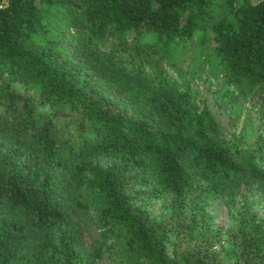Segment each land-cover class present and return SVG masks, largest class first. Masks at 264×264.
<instances>
[{"label":"trees","instance_id":"trees-1","mask_svg":"<svg viewBox=\"0 0 264 264\" xmlns=\"http://www.w3.org/2000/svg\"><path fill=\"white\" fill-rule=\"evenodd\" d=\"M200 76L215 100L222 89L229 108L257 118L249 147L224 136L192 87ZM261 129L264 0H7L0 264H82L106 251L113 264H264L251 197L264 192ZM212 197L225 227L205 209ZM157 198L164 213L147 206ZM91 206L99 233L86 253L78 218Z\"/></svg>","mask_w":264,"mask_h":264},{"label":"rangeland","instance_id":"rangeland-1","mask_svg":"<svg viewBox=\"0 0 264 264\" xmlns=\"http://www.w3.org/2000/svg\"><path fill=\"white\" fill-rule=\"evenodd\" d=\"M170 77L173 79L174 83L182 86L183 82L186 80L185 75L180 70L170 69ZM192 87L199 94L204 93L209 102V106L213 111L214 115L217 117L219 123L222 127V132L226 138L232 140H237L241 135L243 136L244 148L249 147L251 142L257 137L260 128H258V120L253 116L251 122L248 120L246 115V110L237 112L233 108H229L225 103L227 102V95L223 94L222 89L219 91V101L215 100L212 93L206 90L205 83L202 82V76L196 77L192 83ZM212 87V86H211ZM214 87V86H213ZM39 111L43 113L50 112L48 105H39ZM69 129L74 133V139L79 142V138L76 135V130L72 126H69ZM262 134L264 135V129H261ZM83 193H88L85 188L82 189ZM253 199V207L258 210L259 214L264 217V192L255 190V193L251 195ZM166 199L157 198L153 199L147 203L149 209L155 214H161L166 211L165 207ZM206 211L210 215L211 221L214 226H227L229 223V217L225 206L222 201L216 197L209 199V202L206 204ZM79 226L82 231L83 241H84V250L86 253L90 252L94 248L95 238L98 236L99 227L96 223V212L93 206L87 209L83 214L78 218ZM113 255L111 252L106 251L101 257L95 258L93 261L85 259L82 264H113Z\"/></svg>","mask_w":264,"mask_h":264},{"label":"built area","instance_id":"built-area-1","mask_svg":"<svg viewBox=\"0 0 264 264\" xmlns=\"http://www.w3.org/2000/svg\"><path fill=\"white\" fill-rule=\"evenodd\" d=\"M6 2H7V0H0V4H1V5H5Z\"/></svg>","mask_w":264,"mask_h":264}]
</instances>
